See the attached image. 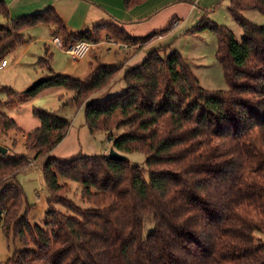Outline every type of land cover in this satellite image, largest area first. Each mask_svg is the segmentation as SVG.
Listing matches in <instances>:
<instances>
[{
    "label": "trees",
    "instance_id": "trees-1",
    "mask_svg": "<svg viewBox=\"0 0 264 264\" xmlns=\"http://www.w3.org/2000/svg\"><path fill=\"white\" fill-rule=\"evenodd\" d=\"M147 1L122 0L126 10ZM228 1L229 15L241 28L239 41L230 29L209 20L205 10L182 33L207 29L215 34L226 90L201 87L178 51L167 54L170 44L150 50L133 67L98 65L85 78L55 73L47 53L39 59L50 73L24 96L53 87L73 95L59 110L32 109L39 125L24 133V145L35 153L33 159L47 156L65 138L70 121L60 110L70 106L83 108L89 132L107 133L111 148L126 156L145 154V166L105 154L48 157L42 167L50 194L48 221L41 227L29 224V206L15 179L32 160L0 153V223L22 244L4 264H264V243L254 236V231L264 232V25L243 15L246 10L264 15V0ZM0 13L8 17L2 0ZM38 21L53 27V36L60 33L64 46L105 37L134 45L141 41L142 47L173 24L142 37L106 22L72 32L47 7L7 22L0 37L1 62ZM117 80L125 84L120 93L93 99ZM0 92L7 96L0 106L18 96L9 87ZM12 130L22 132L0 111V133ZM58 177L79 183L89 207L69 199L68 185ZM56 203L69 213L56 209Z\"/></svg>",
    "mask_w": 264,
    "mask_h": 264
},
{
    "label": "rangeland",
    "instance_id": "rangeland-1",
    "mask_svg": "<svg viewBox=\"0 0 264 264\" xmlns=\"http://www.w3.org/2000/svg\"><path fill=\"white\" fill-rule=\"evenodd\" d=\"M8 9V17H4L0 13V37L5 35V31L2 28L9 27V20L19 18V16L31 13L35 11L42 0H2ZM201 7H207L203 9L206 11V16L219 26H225L231 30L237 41L241 38V28L237 22H235L228 12L229 1L228 0H202L199 4ZM71 6L68 3H63V9L70 14ZM244 17L252 23L257 25H264V15L255 10H246ZM61 15L64 12L61 11ZM25 16V15H24ZM22 17V16H21ZM62 19V17L60 16ZM200 19V18H199ZM198 19V20H199ZM194 23V25L198 22ZM65 26L70 31H77L73 28L68 20L67 16L62 19ZM53 27L44 25L38 21L31 27H28L25 34V41L17 44L13 50L4 55L6 65L0 68V87H9L18 92V96L9 104H3L0 106V111L11 117L18 124L22 132L15 130L9 131L7 134L0 133V146L8 149L9 155H26L32 161L31 163L16 176V181L19 183L24 193L26 203L29 206L27 211V219L30 225L45 226L48 221L46 212L49 209L48 199L50 194L46 187L42 167L46 159L50 156L63 160H69L78 155L86 156H100L107 155L111 149V143L107 139V133L98 132L91 134L85 125L84 110L83 108L76 109L74 107H64L60 110L62 116L70 121V127L64 140L60 142L47 156H42L34 160L35 153L26 149L24 145V133L31 131L39 125L38 119L32 114L33 108H41L48 111L59 110L61 105L73 95L72 91L66 90L61 87H53L46 90H42L34 97H25L24 92L30 87L33 81L39 77L45 76L50 73L48 68H41L39 66V59L45 57V54L51 56V68L55 73L72 75L78 78H84L88 74H85L86 63L88 59L95 62L94 54L111 58L113 53L106 51L107 48L117 47L118 55L133 56L140 53L144 48L151 45L155 40L150 43L143 44L141 41H137L134 45L132 43L121 42L116 40H109L103 37L99 42L92 44L97 45L102 42L101 47H94L90 50L88 56L80 61H72L68 55L62 50L52 45L51 40L54 36L61 37L60 33L52 35ZM195 36V35H193ZM197 37L185 39L182 36H178L174 42H172L167 54L173 50L178 51L182 56H186L187 59L193 61L195 66L193 73L197 77L201 87L207 90H226L227 83L224 78L221 64L215 57V49L217 47V38L214 33L209 30H203L196 34ZM157 40V39H156ZM165 45V44H164ZM155 46V48L164 46ZM92 48V47H91ZM153 48V49H155ZM127 49H130L126 51ZM128 56L125 58L128 61ZM196 58H198L196 60ZM127 61L123 60L117 64H123L124 69L130 68L142 60L138 59L127 66ZM1 64V60H0ZM101 63L94 64L91 68ZM116 65V64H114ZM191 68V67H190ZM125 88V84L122 80H117L115 85L109 89L108 94H105V90L94 95L93 99H104L112 97L122 91ZM105 91V92H104ZM103 96H102V95ZM101 96V97H99ZM7 96L4 92H0V100L6 101ZM123 132V129L113 131V135H119ZM131 163L139 166H145L146 155L141 152H132L127 154ZM144 177L147 179L148 174L145 172ZM60 184L67 183L68 189L66 196L71 199L77 206L81 208H87L89 205L81 198V185L75 181L66 180L58 177ZM55 208L62 213H69L60 204H54ZM149 228V226L147 225ZM256 242L264 243V232L254 231ZM22 249V244L19 239H14L12 235L7 236L0 223V263L4 264L15 251Z\"/></svg>",
    "mask_w": 264,
    "mask_h": 264
},
{
    "label": "crops",
    "instance_id": "crops-1",
    "mask_svg": "<svg viewBox=\"0 0 264 264\" xmlns=\"http://www.w3.org/2000/svg\"><path fill=\"white\" fill-rule=\"evenodd\" d=\"M65 2L71 6L69 15H67V12L63 9V3ZM201 3L202 0H148L140 6L131 10H126L122 0H42L35 11L24 15H31L42 11L47 7H53L63 20L67 16L69 24L77 29V31L72 32L90 30L95 25L106 22L113 23L132 37H142L149 33L160 31L173 21L172 27L167 33L158 37L157 40L155 39V42L144 48V50L138 54L128 56L126 55L127 52H124L123 55L119 56L118 51L123 52V50H118L117 47H114L113 49L107 48L106 51H111L113 53L111 58L94 54L95 62L88 59L86 68L84 69L86 72L85 74H89L92 69L91 67L94 64L101 63L103 65H114L123 60L127 61L125 57L128 56V66L138 59L143 60L147 53L155 48V46L164 44L171 45L178 36H182L185 39L197 37L196 35L189 36L183 35L182 33L192 27L202 16L203 9H206L207 7L203 8L199 6ZM61 11L64 12V15H61ZM245 13L246 12L243 11V15H245ZM107 39L113 40L114 38ZM101 45H103L102 42L93 45L91 49L94 47H101ZM128 50L130 49H127L126 51ZM183 58L191 67L192 71H194L193 68L195 66L198 68V66L193 63V61L187 59L186 56H183ZM197 59L198 58H196V60ZM115 83L116 82H114L106 91L111 89Z\"/></svg>",
    "mask_w": 264,
    "mask_h": 264
},
{
    "label": "built area",
    "instance_id": "built-area-1",
    "mask_svg": "<svg viewBox=\"0 0 264 264\" xmlns=\"http://www.w3.org/2000/svg\"><path fill=\"white\" fill-rule=\"evenodd\" d=\"M51 43L58 49L62 50L72 61L75 62L83 60L88 55L92 47V44L85 40L72 42L67 46H64L59 36H54ZM6 63V60H3L0 64V68L4 67Z\"/></svg>",
    "mask_w": 264,
    "mask_h": 264
},
{
    "label": "water",
    "instance_id": "water-1",
    "mask_svg": "<svg viewBox=\"0 0 264 264\" xmlns=\"http://www.w3.org/2000/svg\"><path fill=\"white\" fill-rule=\"evenodd\" d=\"M45 81H46V77L45 76L39 77L38 79H36L35 81L32 82L30 87L27 88L24 93H27V92L35 89L36 87H38L39 85H41ZM0 153L1 154H6L7 153V149L2 147V146H0ZM108 158L111 159V160H119V161H127L128 160V157L125 154H122V153L116 151L114 148L110 149L109 154H108Z\"/></svg>",
    "mask_w": 264,
    "mask_h": 264
}]
</instances>
